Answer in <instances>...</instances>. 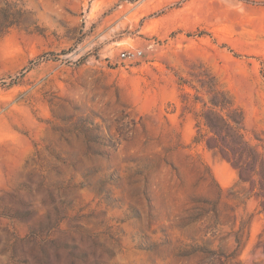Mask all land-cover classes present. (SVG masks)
Listing matches in <instances>:
<instances>
[{
    "label": "rangeland",
    "instance_id": "rangeland-1",
    "mask_svg": "<svg viewBox=\"0 0 264 264\" xmlns=\"http://www.w3.org/2000/svg\"><path fill=\"white\" fill-rule=\"evenodd\" d=\"M0 264H264V0H0Z\"/></svg>",
    "mask_w": 264,
    "mask_h": 264
},
{
    "label": "built area",
    "instance_id": "built-area-1",
    "mask_svg": "<svg viewBox=\"0 0 264 264\" xmlns=\"http://www.w3.org/2000/svg\"><path fill=\"white\" fill-rule=\"evenodd\" d=\"M142 52L140 50H132V51H125L120 54V58L124 60H135L136 58L140 57Z\"/></svg>",
    "mask_w": 264,
    "mask_h": 264
}]
</instances>
